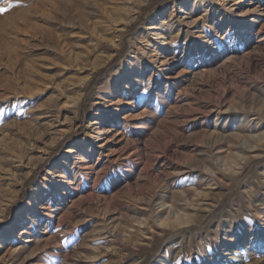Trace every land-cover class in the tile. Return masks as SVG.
<instances>
[{"label":"rangeland","instance_id":"rangeland-1","mask_svg":"<svg viewBox=\"0 0 264 264\" xmlns=\"http://www.w3.org/2000/svg\"><path fill=\"white\" fill-rule=\"evenodd\" d=\"M0 10V264H264V0Z\"/></svg>","mask_w":264,"mask_h":264},{"label":"bare ground","instance_id":"bare-ground-1","mask_svg":"<svg viewBox=\"0 0 264 264\" xmlns=\"http://www.w3.org/2000/svg\"><path fill=\"white\" fill-rule=\"evenodd\" d=\"M32 71L33 72L30 73V75L26 74L25 76L22 77L23 81L26 83L23 88L20 87V88L10 89V92L13 96H10L9 100H13L15 98H22L24 100H35L39 98L44 91H47L48 86L50 85L48 84L49 83L48 79L40 71L38 70H32Z\"/></svg>","mask_w":264,"mask_h":264},{"label":"snow or ice","instance_id":"snow-or-ice-1","mask_svg":"<svg viewBox=\"0 0 264 264\" xmlns=\"http://www.w3.org/2000/svg\"><path fill=\"white\" fill-rule=\"evenodd\" d=\"M0 11H3V10H0ZM144 91L146 92L147 91V88L145 87Z\"/></svg>","mask_w":264,"mask_h":264}]
</instances>
